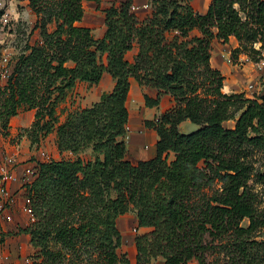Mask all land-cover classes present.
<instances>
[{
	"label": "trees",
	"instance_id": "1",
	"mask_svg": "<svg viewBox=\"0 0 264 264\" xmlns=\"http://www.w3.org/2000/svg\"><path fill=\"white\" fill-rule=\"evenodd\" d=\"M84 1L29 0L42 40L11 64L4 85L0 77V134L9 136L10 120L35 110L25 129L31 143L56 132L60 153L75 155L37 162L35 180L25 185L35 220L20 231L31 238L36 264H133L119 251L118 227L131 211L138 227L152 229L135 239V264L160 257L165 264H215L209 254L220 247L241 264H262L264 210L250 181L255 176L264 189V161L254 173L248 152L264 156V97L225 94L211 49L215 39L235 37V53L264 60V0H212L205 14L190 0H151L152 13L142 21L127 0L105 9L101 39L78 25ZM136 45L131 62L127 54ZM105 73L114 89L61 122L57 108L68 92L79 82L98 85ZM133 78L157 90L156 98L145 96L148 107L164 95L175 103L146 121L159 135L157 154L136 164L126 142ZM188 120L200 128L182 133ZM232 120L235 127L226 128ZM88 148L93 160L80 155Z\"/></svg>",
	"mask_w": 264,
	"mask_h": 264
},
{
	"label": "rangeland",
	"instance_id": "2",
	"mask_svg": "<svg viewBox=\"0 0 264 264\" xmlns=\"http://www.w3.org/2000/svg\"><path fill=\"white\" fill-rule=\"evenodd\" d=\"M211 1L212 0H190V5L195 12L205 14L211 4ZM100 2L101 0L97 3L100 4ZM5 3L6 8L10 11V23L6 26L0 24V77L3 85L6 81V79L4 80L3 75L4 73L8 75L11 64L18 59L22 53H24L28 45H33L41 42L42 40L40 30H33L37 21V16L30 8L29 0H5ZM83 5L85 11L89 9L88 0H85ZM143 5L144 4L136 6L143 7ZM236 7H238V5H236ZM143 9L144 8L141 9L142 11L140 10V12H138L140 14L138 17L141 21L147 16H150L153 7L150 5L147 9ZM192 34L198 35L200 32L194 31ZM232 38L227 43H224L222 40L215 39L211 49L212 66L215 69L220 70L225 77L223 92L228 95L243 93L247 98L253 99L264 97V60H261L260 62L253 61L244 51L235 53V49L240 46V42L236 38L235 40H232ZM256 47L259 48L260 44H256ZM135 49H137L136 53L132 54ZM138 52L139 47L136 45L128 52L127 59L128 55L129 59H131L133 55L134 57L129 61L134 62ZM106 58L104 56L105 62L107 61ZM133 80L135 79L133 78ZM99 84L91 85L83 82L77 84L74 89L70 90L64 101L61 102L57 108V115L59 116L60 121H65L70 112L90 107L94 103L98 102L100 100H97L99 98L98 92H100ZM144 88L152 89L149 87ZM146 95L148 94H145L144 97ZM164 97H167L164 102L165 104L152 112L149 111V114L146 115L148 119H150L149 121H156L162 117L165 112L174 107L175 103L173 97L171 95H164L162 99ZM134 103V101L129 102V111L136 110V112H140L144 104L136 105ZM21 113L24 114V111ZM28 115L30 114H27V116ZM137 115L138 114H134L130 116V119L135 122L134 126L137 130H140L143 129L145 126L144 122L146 121H144V118L141 117V115H143L142 113L139 117H137ZM27 124L31 125L30 116L28 117ZM235 124L236 122L232 120L225 122L224 126L226 128H234ZM129 126H131V124ZM198 128H200V125L194 124L189 120L184 121L179 126L180 131L186 134L194 132ZM25 129L27 128L21 127L17 119L12 118L10 120V135L4 136L0 134V155L6 154L13 157L14 161L18 163L15 168L16 171L20 168L24 171L23 173H25L29 167H34L39 161L75 157L72 153H60L56 145V132L48 135L40 144H32L31 140L25 133ZM249 151L248 159L253 166L254 173H256V171L262 167L264 156L259 151ZM43 153H45V155H43ZM80 155L86 160H93L95 158L92 148H88ZM174 158L175 154H171L170 160H173ZM250 185L252 186L253 191L258 195L259 210H264L263 186L256 182V177L253 175ZM218 187L215 186V188ZM14 218V222L3 226L2 234H0V264H33L39 262L40 260L35 258L36 250L31 244L30 236L20 231V228L29 224L28 216L19 212L16 214V217L14 215ZM248 224L249 222L247 220L243 223V225L246 226ZM118 227L123 236V243L119 251L120 253H126L131 262L135 264L137 261L135 239L138 235L150 233L152 229L138 227V219L135 211H131L121 216L118 219ZM257 239H264V230L259 232V237ZM223 249L224 248L220 247L217 252L209 254V261L215 264H241L238 260H232L229 254H227ZM262 258L261 263L264 264V256ZM153 264H165V259L162 257L154 259ZM190 264H198V262L192 261Z\"/></svg>",
	"mask_w": 264,
	"mask_h": 264
},
{
	"label": "crops",
	"instance_id": "3",
	"mask_svg": "<svg viewBox=\"0 0 264 264\" xmlns=\"http://www.w3.org/2000/svg\"><path fill=\"white\" fill-rule=\"evenodd\" d=\"M125 1L127 0H101L100 4H98L94 0H90V1L88 0L89 9L85 11L84 18L81 22L78 23V25L91 28L93 30L95 37L97 39H101L104 36L105 31H106L105 12H104L105 9L111 7L113 4L120 5L121 3ZM132 1L134 5H140V4H144V5L146 4L149 6L151 5V0H132ZM138 12H140V10ZM138 12L137 14L140 16ZM233 39L235 40V38H232V40ZM136 51L137 49H135L132 52V54H135ZM106 57L107 56H105V58ZM133 57L134 56L132 55L131 59ZM131 59H129V55H128V60H131ZM80 83H83V82H80ZM115 85H116V81L114 80V78L109 73H105L102 81L99 84L100 92H98L99 98L97 100H99L104 93L111 92L114 89ZM145 94H148L151 97H156L157 91L154 89H147L144 87H140L139 84L135 80L132 79L131 80V90H130L129 99H128V107L130 109L129 102H132V101H134L135 102L134 104L136 105L137 104H144V105L142 106L140 112H136V110L135 111L130 110V116L134 114L135 115L138 114L137 117H139L142 113L143 115H141V117L144 118V121H147V120H150L146 116L147 114H149V111L152 112L153 110H156L157 108L165 104L164 102L166 101L165 99L167 97H164L162 99L159 106L151 108V107L146 106L145 97H144ZM27 114H30V115L27 116ZM35 114H36L35 110H28V111H24V114L20 113L19 115L13 118L18 120L21 127L29 128L35 120ZM29 116L31 117V125L27 124V120ZM134 123L135 122L132 119H130L129 125L131 124V126H129L130 129L128 130L126 141L128 144V159L134 164H136L139 161L149 160L156 156L157 142L159 140V135L156 132V130L147 127L145 124L146 122H144L145 126L143 127V129H140V130H137V128L134 126ZM148 130H150L151 132ZM23 172L24 171L21 170L20 168L17 170V173L19 174V176L23 175ZM18 186L19 185L14 186L13 192H16V189ZM14 194L20 197L21 192L20 193L16 192ZM17 213H19V211L15 212V217Z\"/></svg>",
	"mask_w": 264,
	"mask_h": 264
},
{
	"label": "built area",
	"instance_id": "4",
	"mask_svg": "<svg viewBox=\"0 0 264 264\" xmlns=\"http://www.w3.org/2000/svg\"><path fill=\"white\" fill-rule=\"evenodd\" d=\"M149 5L136 6L133 5V10L138 12L142 8L147 9ZM10 11L6 8L5 0H0V24L6 26L10 23L9 19ZM8 73V72H7ZM4 80L7 75L4 73ZM45 155V153H43ZM17 162L14 158L6 154L0 155V234H2V228L6 224H10L15 221L14 215L16 211L24 213L29 218V223L35 220L33 211L32 199L27 195L26 184H31L36 176V169L29 167L23 176H19L15 168ZM15 185H19L16 192H21L20 197L15 195L13 188ZM36 264V263H33Z\"/></svg>",
	"mask_w": 264,
	"mask_h": 264
}]
</instances>
